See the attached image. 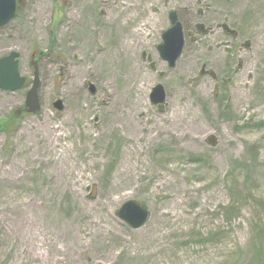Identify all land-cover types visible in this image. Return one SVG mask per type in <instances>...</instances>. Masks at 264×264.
I'll return each mask as SVG.
<instances>
[{"label":"rangeland","instance_id":"rangeland-1","mask_svg":"<svg viewBox=\"0 0 264 264\" xmlns=\"http://www.w3.org/2000/svg\"><path fill=\"white\" fill-rule=\"evenodd\" d=\"M23 1L0 28L28 82L0 90V120L18 117L0 134V264H259L264 0ZM170 12L174 68L157 51ZM130 200L150 213L138 230L116 216Z\"/></svg>","mask_w":264,"mask_h":264},{"label":"water","instance_id":"water-1","mask_svg":"<svg viewBox=\"0 0 264 264\" xmlns=\"http://www.w3.org/2000/svg\"><path fill=\"white\" fill-rule=\"evenodd\" d=\"M24 6L23 0H0V28L6 26L12 21L16 13L22 10ZM170 23L169 29L162 33V43L158 46L157 51L159 57L164 61L168 68H174L176 61L180 58L183 45L182 25L178 20L176 12L168 14ZM19 54L11 52L5 57L0 58V90L4 92H15L23 89L26 79L19 73ZM33 80L31 87L25 95L24 108L27 113L35 115L41 109L39 99V73L38 68L34 63ZM89 92L94 93V88L89 87ZM166 99L164 88L161 85H156L152 88L149 100L152 105L161 107ZM52 107L56 111L63 110V104L60 100H56ZM117 218L125 223L132 230L142 228L149 219L148 209L135 202L127 201L122 204L116 213Z\"/></svg>","mask_w":264,"mask_h":264},{"label":"trees","instance_id":"trees-1","mask_svg":"<svg viewBox=\"0 0 264 264\" xmlns=\"http://www.w3.org/2000/svg\"><path fill=\"white\" fill-rule=\"evenodd\" d=\"M48 52L44 55L48 56ZM17 121H18V117L14 115H10L6 120H0V134H4L6 136L11 135V133L16 127ZM260 238L264 239V235H262ZM261 253L262 252L260 250L256 251V254H254V258L258 259L257 261L259 262V264H264V257L260 256Z\"/></svg>","mask_w":264,"mask_h":264}]
</instances>
